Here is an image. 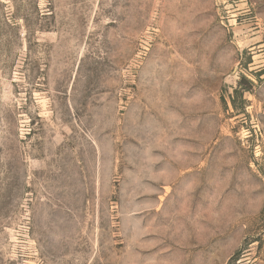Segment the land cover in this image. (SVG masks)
Returning <instances> with one entry per match:
<instances>
[{
  "label": "rangeland",
  "instance_id": "1",
  "mask_svg": "<svg viewBox=\"0 0 264 264\" xmlns=\"http://www.w3.org/2000/svg\"><path fill=\"white\" fill-rule=\"evenodd\" d=\"M0 264H264V0H0Z\"/></svg>",
  "mask_w": 264,
  "mask_h": 264
}]
</instances>
